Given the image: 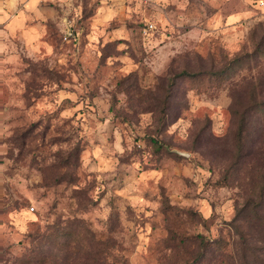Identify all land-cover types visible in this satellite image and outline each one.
I'll return each mask as SVG.
<instances>
[{
    "label": "rangeland",
    "instance_id": "rangeland-1",
    "mask_svg": "<svg viewBox=\"0 0 264 264\" xmlns=\"http://www.w3.org/2000/svg\"><path fill=\"white\" fill-rule=\"evenodd\" d=\"M254 99L264 0H0V264H220Z\"/></svg>",
    "mask_w": 264,
    "mask_h": 264
},
{
    "label": "trees",
    "instance_id": "trees-1",
    "mask_svg": "<svg viewBox=\"0 0 264 264\" xmlns=\"http://www.w3.org/2000/svg\"><path fill=\"white\" fill-rule=\"evenodd\" d=\"M255 95L256 90L253 92L254 98ZM263 105V101L258 102L254 99L253 104L240 113L238 139L244 138L250 125L251 108ZM236 114L239 115V112L236 111ZM154 141L160 144L158 140ZM230 226L239 239L232 244L222 237L212 241L202 239L205 255L214 248L220 257L218 261L220 264H264V184L247 197Z\"/></svg>",
    "mask_w": 264,
    "mask_h": 264
}]
</instances>
